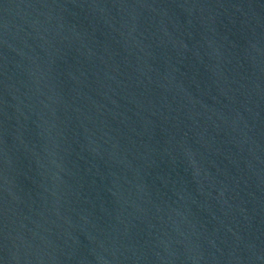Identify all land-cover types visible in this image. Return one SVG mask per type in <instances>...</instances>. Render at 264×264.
<instances>
[{
    "label": "water",
    "instance_id": "1",
    "mask_svg": "<svg viewBox=\"0 0 264 264\" xmlns=\"http://www.w3.org/2000/svg\"><path fill=\"white\" fill-rule=\"evenodd\" d=\"M0 264H264V0H0Z\"/></svg>",
    "mask_w": 264,
    "mask_h": 264
}]
</instances>
